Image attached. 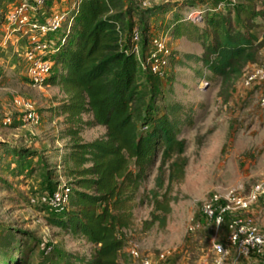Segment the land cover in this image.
<instances>
[{
    "label": "rangeland",
    "instance_id": "obj_1",
    "mask_svg": "<svg viewBox=\"0 0 264 264\" xmlns=\"http://www.w3.org/2000/svg\"><path fill=\"white\" fill-rule=\"evenodd\" d=\"M129 1L139 10L144 9L138 0ZM149 1L151 6L161 2ZM223 2L232 11L233 26L244 21L260 31L254 63L258 65L264 52V0H171L169 3L176 4L177 10L186 17L190 11ZM252 2L253 6L250 5ZM0 6L6 11L5 1L0 0ZM72 6L73 0L56 1L45 8V14L66 12ZM242 7H250L253 18L248 19L247 14H242ZM216 10L224 12L225 8L216 7ZM172 13L157 17L154 38H166L167 49L182 59L184 54L204 56L200 44L172 38L166 33L165 25L171 20ZM197 24L205 29L200 22ZM64 29L55 34L54 39ZM10 33L11 29L1 20L0 245L10 239V234L14 241L11 251L9 248L0 249V261L5 255L6 261L10 259L9 255H13L17 257L18 264H53L58 263L59 254L89 261L93 247L83 239L49 225L46 219L50 212L38 207L48 201L49 181L59 183L62 188L66 185L72 187L75 178L68 176L62 164L72 145L76 141L90 143L101 138L105 128L68 124L65 116L59 114V107L65 100L61 89L30 83L22 60L25 44L20 46L21 41L15 40L18 36H10ZM9 36L10 40H7ZM207 38L211 39V35L207 34ZM255 65L238 64V72L222 83L206 69L202 73L211 77L210 80L198 79L194 69H201L200 63H169L165 72L174 77L171 85L166 87L171 93L169 99L181 102L192 110L191 124L182 126L178 135L185 142V151L180 157L186 161L184 176L180 181L169 183V162L161 165L160 160L151 169L135 194L131 227L118 232L126 243L121 260L123 264H139L129 255L128 251L132 248L152 257L169 251L171 264H213L212 244L226 242L227 224L232 216L225 217V222L217 227L203 217V205L214 195H222L231 188L241 187L242 193L247 194L253 185L264 182V108L258 105V90L241 87L244 74ZM17 98L23 100L26 106L16 105L14 101ZM29 109L38 116L37 124L23 121ZM80 119L82 123L92 120L88 115ZM71 131H77V134L71 136ZM4 143L30 152L32 158H29L30 168L26 172H21V167L5 154ZM164 196L170 212L165 226L161 227L158 222L152 224L151 221L153 215L159 214L155 210L156 202L162 201ZM236 214L252 219L264 231V197L248 210ZM190 218L200 224L194 232L187 231ZM259 259H237L232 250L226 264H264V259Z\"/></svg>",
    "mask_w": 264,
    "mask_h": 264
},
{
    "label": "trees",
    "instance_id": "obj_2",
    "mask_svg": "<svg viewBox=\"0 0 264 264\" xmlns=\"http://www.w3.org/2000/svg\"><path fill=\"white\" fill-rule=\"evenodd\" d=\"M3 1L7 9L0 6L2 22L10 7L20 0ZM56 1L72 0H48L43 12ZM226 4L214 3L199 10V22L205 29L184 17L176 4L164 1L139 10L129 0H73L74 8L66 10L71 25L56 38L55 52L51 56L52 74L45 85L59 87L64 94L59 114L65 116L68 124L100 126L105 128V134L90 143L76 141L63 157L68 176L75 178L72 187L65 186L70 192L67 206L53 209L49 205L59 183L49 181L47 184L48 201L38 208L50 212L46 219L49 225L93 247L89 261L59 254L58 263L53 264H123L126 243L118 232L131 227L135 194L151 169L158 160L161 165L169 162L168 182L183 178L186 161L180 157L184 154L185 142L178 135L182 126L191 124L192 110L169 99L171 93L166 87L174 80L172 75L165 73L158 77L142 70L135 47L145 56L156 37L157 17L173 12L165 25L166 33L172 38L200 44L204 56L184 54L183 60L170 51L169 63H200L201 69H194L198 79L210 80L211 77L202 73L206 69L213 78L226 83L238 72V64L255 65L260 35V31L244 21L233 26L232 11ZM218 5L225 11L216 10ZM242 9L248 19L253 18L250 7ZM134 30L138 34L137 41ZM22 44L24 40L20 46ZM83 115L92 120L82 123ZM76 134L77 131L70 133L71 136ZM4 144L5 154L21 167V172H26L30 168V152ZM155 206L159 214L153 215L151 223L158 222L164 227L170 212L166 197ZM9 237L0 249L12 248L14 239L11 234ZM8 257L6 261L5 255L0 264H18L17 257ZM259 258L263 260L264 256L251 257L253 261Z\"/></svg>",
    "mask_w": 264,
    "mask_h": 264
},
{
    "label": "built area",
    "instance_id": "obj_3",
    "mask_svg": "<svg viewBox=\"0 0 264 264\" xmlns=\"http://www.w3.org/2000/svg\"><path fill=\"white\" fill-rule=\"evenodd\" d=\"M47 1L20 0L10 7L4 17L8 28L11 29L9 35L16 34L17 42L24 40L22 60L26 76L30 83L38 86H44L52 74L51 56L56 47V39L53 36L61 29H67L71 25L66 12L52 11L46 15L43 9ZM161 1L170 2L171 0ZM138 2L141 8L151 7L149 0H138ZM218 8H221V5H218ZM186 18L197 23L200 20V11H190ZM133 34L134 40L137 41L136 30L133 31ZM10 36L7 37V40H10ZM135 51L143 71L158 77H162L166 73L170 55L166 46V38L152 39L145 56L138 53L137 47H135ZM261 57V63L244 74L241 87L251 91L258 90V105L264 108V52ZM14 103L18 106H26L24 101L19 98L15 99ZM23 121L37 124L39 118L34 111L29 109L24 115ZM69 196L68 189L59 187L51 195L49 205L53 209L65 207L68 205ZM261 197H264V182L253 185L247 194L242 193L241 187L231 188L222 195H214L209 202L203 205L201 210L203 217L217 227L225 222L226 216H232L227 224L226 242L212 244L213 264H226V259L232 250L235 251L237 259L250 260L252 255L264 256V231L260 230L252 219L239 217L236 214L248 210ZM199 228L200 224L197 220L190 218L187 231L194 232ZM128 252L139 264H171L169 251L161 252L155 257L142 255L135 248Z\"/></svg>",
    "mask_w": 264,
    "mask_h": 264
},
{
    "label": "crops",
    "instance_id": "obj_4",
    "mask_svg": "<svg viewBox=\"0 0 264 264\" xmlns=\"http://www.w3.org/2000/svg\"><path fill=\"white\" fill-rule=\"evenodd\" d=\"M245 260H248V259H245ZM250 260L253 261L252 259H250ZM250 260H249V261H250ZM254 260L256 261V259H254Z\"/></svg>",
    "mask_w": 264,
    "mask_h": 264
}]
</instances>
